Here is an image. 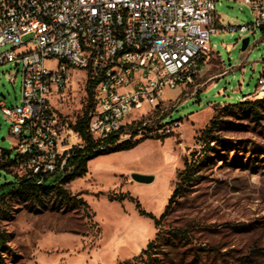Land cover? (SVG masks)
<instances>
[{"label":"rangeland","instance_id":"374dc122","mask_svg":"<svg viewBox=\"0 0 264 264\" xmlns=\"http://www.w3.org/2000/svg\"><path fill=\"white\" fill-rule=\"evenodd\" d=\"M215 14L214 53L206 56L193 83L180 91L165 90L164 105L151 114L146 105L131 112L136 121L123 128L121 137L135 136L137 146L88 161L83 176L61 186L66 195L49 190L35 202L12 197L0 205V264H264V119L256 125L225 113V163L201 168L170 204L159 229L135 207L136 201L144 212L161 216L182 159L192 152L202 156L199 133L214 115L213 106L236 104L256 89L264 64V29H251L254 15L242 0H220ZM244 25L249 30L239 32ZM45 67L54 69L55 63L48 60ZM20 72L10 63L0 66V100L7 107L20 104ZM69 73V87L51 104L62 122L73 124L87 104V82L82 71ZM14 146L10 123L0 112V152L13 157ZM234 162L241 167L231 168ZM134 173L153 180L136 183ZM13 181L0 170V186ZM172 228L190 230L187 241L172 247ZM157 234L154 246L139 258Z\"/></svg>","mask_w":264,"mask_h":264},{"label":"built area","instance_id":"2783aa9c","mask_svg":"<svg viewBox=\"0 0 264 264\" xmlns=\"http://www.w3.org/2000/svg\"><path fill=\"white\" fill-rule=\"evenodd\" d=\"M219 1L0 0V50L7 48L0 52V66L21 68L20 104L7 107L0 100L15 139L17 177L36 185L66 176L71 156L84 149L74 123L62 122L51 104L69 87L70 71H82L92 85L86 134L96 147H107L136 121L131 112L146 105L151 114L164 105L165 90L193 83L214 53L210 37L217 33ZM242 1L254 15L251 29H264V0ZM48 60L54 69L45 67ZM262 95L264 64L248 97ZM55 129H62V137H55Z\"/></svg>","mask_w":264,"mask_h":264},{"label":"trees","instance_id":"16d2710c","mask_svg":"<svg viewBox=\"0 0 264 264\" xmlns=\"http://www.w3.org/2000/svg\"><path fill=\"white\" fill-rule=\"evenodd\" d=\"M263 30V29H261ZM87 104L84 108L82 116L77 118L75 123L72 125L73 129L84 139L85 147L83 150L76 151L71 156L68 166L72 167L68 175L63 177H53L51 179H45V182L41 186L34 184L32 178H19L16 174H12V169L17 166V159L9 157V154L5 151L0 152V170L5 171L8 174H11L14 177V181L0 186V205L9 198L15 197L19 198L23 202H35L37 199L41 198V194L47 193L49 190H54L56 196L66 195V192L63 191L61 186L76 177L83 176L87 171V162L91 159L105 155L109 153L124 151L132 149L140 143V140H135V136H130L129 139L117 142L119 135L122 134L123 129H121L117 135L112 136L107 146L104 150L96 149L97 147L90 142L86 134V129L88 125L87 112L92 106V85L87 82ZM247 96H243V100L236 104H224V105H214L213 112L214 115L209 120L207 126L201 130L199 133L198 140L203 144V153L202 156L192 152L190 158L185 157L182 159V167L175 172V185L172 190V193L168 199L167 207L165 211L156 218L155 216L144 212L139 203L135 201V207L140 215L148 216L152 219L155 229H159V226L164 221L165 217L168 215V208L170 204L174 201L175 197L178 196L181 189H184L186 186H189L196 175L198 174L201 168L206 166L213 165L218 161H221L222 164L225 163V153H227L228 148L223 144L221 134L225 131L228 125V122L222 120L225 116H232L244 121H250L253 124H260L264 119V98L247 100ZM166 126L167 124H163ZM222 141V142H221ZM231 168H240L239 164L230 165ZM110 199H120V197L114 198L113 196ZM131 199V198H130ZM80 205L88 209V206L85 201L82 199L77 200ZM167 227L170 226V222H167ZM168 233L169 239L172 243V247L176 246L175 244H180L183 241H187L189 238V232L187 229H174L169 230ZM159 234L156 235V238L153 242H149L146 246V249L141 252L139 258L147 254L149 249L154 246V242L159 238ZM1 238V237H0ZM1 240V239H0ZM176 242V243H175ZM160 245H167L166 243H161ZM198 259V256L195 257Z\"/></svg>","mask_w":264,"mask_h":264},{"label":"water","instance_id":"95a60500","mask_svg":"<svg viewBox=\"0 0 264 264\" xmlns=\"http://www.w3.org/2000/svg\"><path fill=\"white\" fill-rule=\"evenodd\" d=\"M247 45H248V38H245L241 42V50L245 51L246 48H247ZM131 179L134 182L139 183V184H148V183L152 182L153 177L134 173V174L131 175Z\"/></svg>","mask_w":264,"mask_h":264},{"label":"bare ground","instance_id":"6f19581e","mask_svg":"<svg viewBox=\"0 0 264 264\" xmlns=\"http://www.w3.org/2000/svg\"><path fill=\"white\" fill-rule=\"evenodd\" d=\"M256 98H263V97H256ZM55 137H62V129H55ZM106 147H97L96 149H99V150H104ZM70 172L67 173V175L69 174ZM43 183H37L36 185L37 186H41Z\"/></svg>","mask_w":264,"mask_h":264},{"label":"crops","instance_id":"0c3cea01","mask_svg":"<svg viewBox=\"0 0 264 264\" xmlns=\"http://www.w3.org/2000/svg\"><path fill=\"white\" fill-rule=\"evenodd\" d=\"M221 65V64H220ZM202 71V68H200V71L199 72H201ZM225 72V71H224ZM221 76V75H220ZM213 86H215V84H213ZM247 98H249V97H247ZM250 99H252L251 97H250ZM241 101L243 100V97L240 99ZM225 104V103H224ZM224 104H217V105H224ZM211 107V106H210ZM210 107H208L207 109H210ZM192 117V116H191ZM136 174H139V173H136Z\"/></svg>","mask_w":264,"mask_h":264}]
</instances>
